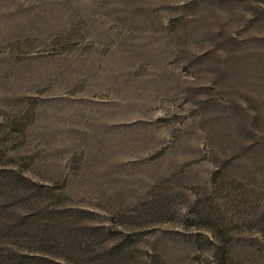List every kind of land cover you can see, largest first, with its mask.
<instances>
[{"label": "rangeland", "instance_id": "374dc122", "mask_svg": "<svg viewBox=\"0 0 264 264\" xmlns=\"http://www.w3.org/2000/svg\"><path fill=\"white\" fill-rule=\"evenodd\" d=\"M0 264H264V0H0Z\"/></svg>", "mask_w": 264, "mask_h": 264}]
</instances>
